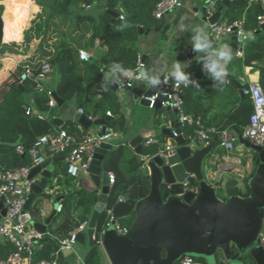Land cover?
<instances>
[{"label":"trees","instance_id":"16d2710c","mask_svg":"<svg viewBox=\"0 0 264 264\" xmlns=\"http://www.w3.org/2000/svg\"><path fill=\"white\" fill-rule=\"evenodd\" d=\"M96 1L100 2L98 11L95 10L94 3ZM158 1L30 0L29 2V0H0V14L5 20L4 31L10 37L14 36L22 27V23L29 19L30 13L33 11L32 2L41 8V11L34 15L29 26L23 31L20 43L4 39V42L9 43L0 44V68L4 63L5 54L23 55L33 40L38 41L36 49L40 57L38 60L28 61L27 64H19L9 77L0 83V165L5 168L31 166L28 156L29 147L39 136L50 132L51 122L49 120H41L36 116L25 114V108L30 105L26 98L27 94H32V107L39 112L49 117L59 113V108L56 105L48 106L47 94L38 92L32 79L24 81L21 88L18 87L19 75L24 66L31 67L35 73L42 63H49L53 68V74L57 77V82L51 92H55L64 103L74 99L76 105L82 107L83 113L89 117H104L107 111L110 114L114 113L116 117L108 120V127L115 132H125L128 129V124L119 112L117 97L108 88L105 73L111 70L113 63H119L123 69H131L135 66L140 37L137 28L152 30L161 25V20H156L152 16V10ZM25 3L27 6L18 12L17 6ZM83 4L90 7L85 9ZM245 6H228L224 12L227 22L239 19ZM110 10L117 11L118 14L123 15L124 19L121 20L117 17L112 22L108 12ZM262 12L263 8L259 3L246 9L243 28L251 35L244 43L243 57L241 59L234 58V62L230 61L227 68L230 76L234 78L232 66H236L238 69L245 66L251 67L258 72V82L264 90V42L262 35L264 31L260 29L256 21V16ZM125 22L129 26L120 30V26ZM49 40H52L51 43ZM81 48L93 49V57L88 61H80L78 50ZM201 55V53H197L191 59L190 66L184 70L191 73L190 79H195L199 84L198 89L191 85L185 87L181 84V97L185 111L199 121V126L195 127L213 128L216 132L223 129L241 131L247 124L252 111L249 97L246 95L241 97L231 79H225V83L222 85H213V81L201 70L202 64L199 62ZM96 94H99L97 99H95ZM140 114L141 112H137L136 118L133 115L132 123L136 124L134 125L136 130L140 126L138 124ZM65 125L68 133L77 138L78 132L73 124L66 121ZM184 133L187 136H192L193 129L188 127L184 129ZM216 136L217 133H213L211 140ZM164 139L165 137L161 135L157 143L143 146L142 154L156 153L163 146ZM18 145L23 147L22 153L16 152L15 149ZM216 146H218L217 141L214 143L212 151ZM102 168L114 175L107 209L116 203L119 196L129 194L131 198L137 199L139 189L147 194L149 184L147 177L142 174L141 162L137 161L135 154L121 141L107 152L102 161ZM252 174L244 178L246 189L243 193L238 190V195L246 196L249 193L247 182ZM63 178H67V191L63 195L61 209L63 219L57 226H50L47 233V237H52L51 241L57 246H60L62 241L68 238L82 222L88 220L97 200V195L93 191L82 187H70L69 182L72 177L66 173L65 167L64 170L53 173L50 179L51 186L60 184ZM53 179H55L54 182H52ZM188 185L196 186L197 182L191 178ZM160 191L165 198L167 190L161 187ZM107 219L108 215L104 210L96 221V244L83 255L84 264H104L99 244V233ZM39 242L41 247L35 250L34 261L54 258L52 244L43 239H40ZM13 251L15 248L10 243L0 245V259L8 257ZM245 256L249 255L245 254ZM195 259L203 263L208 262L203 258ZM212 261L215 264H228L220 253H217Z\"/></svg>","mask_w":264,"mask_h":264},{"label":"water","instance_id":"95a60500","mask_svg":"<svg viewBox=\"0 0 264 264\" xmlns=\"http://www.w3.org/2000/svg\"><path fill=\"white\" fill-rule=\"evenodd\" d=\"M236 4L243 5L244 0L222 2L225 6ZM205 8L206 4L198 14L203 19L206 17ZM219 11L216 10L208 21L215 22L219 18ZM108 12L111 21L116 20L118 12L114 10ZM259 27L264 30V23ZM137 29L139 34L145 32L141 27ZM153 30L156 31L159 28ZM3 33V19L0 14V44L5 43ZM239 38L236 32L222 37V40H231L229 45L232 50L231 62H234ZM194 54L195 52L190 48L186 57L191 59ZM142 60L145 61L143 55ZM226 77L231 79L229 73ZM173 80L168 74V81ZM231 81L243 97V85L234 79ZM115 86L116 83L111 82L108 87L114 90ZM18 87L21 88L22 84L19 83ZM157 87L148 86L138 100L141 107H149V102L143 97L151 96L158 90L161 91L160 85ZM52 97L56 106L61 109L64 101L55 92H52ZM137 98L138 96L135 95L134 99ZM154 108H160L159 101ZM175 112V110L172 111L173 114ZM109 119L108 115L91 119L85 114H80L78 123L87 131V136L104 137L111 133L106 126ZM56 121L61 122L59 119L53 120V122ZM92 127H96V130ZM233 131L241 144L256 153L253 157L256 169L247 182L249 193L246 196L238 195L235 178L226 179L222 185L226 197L224 200L217 196L213 185L204 181V161L211 154L217 137L204 146H197L189 137L181 133L178 123L175 122L170 128H163L160 131L167 137L166 142L169 147L165 157L158 155L145 157L142 154V142L145 139L141 135L133 137L128 142L137 161L141 162V171L147 177L149 187L147 194L139 189L137 199L125 194L123 201L116 202L112 206L111 214L114 218L132 216V220L127 233L119 235L113 226H110L102 235L99 244L110 264H175L185 255L203 258L213 263L212 260L217 253H220L230 264H239V259L235 256L245 254H248L255 264H264V248L257 245L264 217V148L255 146L242 138L239 130ZM110 141V137L104 139L94 148L87 168V176L92 181L94 192L98 194V197L92 207L85 230L75 234V241L71 247L67 249H59L57 245L53 247L58 264L76 263L85 243L88 248L96 244L93 238L96 221L100 213L107 208L111 190L107 171L102 169V161L113 147ZM59 159L64 158L61 156ZM50 176V172L42 169L41 165H35L30 169L28 178L31 183L20 217L21 221L36 229L43 240H47V225L55 215L60 197L51 201L52 212L42 223L31 219L27 211L36 197L44 193L49 185ZM191 178L197 182V185L184 186V182L188 180L189 183ZM161 187L167 190L165 198L161 194ZM5 211L0 201V218ZM163 252L164 255H162Z\"/></svg>","mask_w":264,"mask_h":264},{"label":"built area","instance_id":"2783aa9c","mask_svg":"<svg viewBox=\"0 0 264 264\" xmlns=\"http://www.w3.org/2000/svg\"><path fill=\"white\" fill-rule=\"evenodd\" d=\"M224 0H208L206 3V17L205 20L208 25V34L214 41H219L223 36L230 35L236 32L240 38L237 40L238 47L235 50V58L243 57L244 43L249 39V33L244 30L243 22L244 17L227 22L220 17L215 22H209L210 18L215 12V6ZM235 1V0H228ZM247 7L259 3L263 8V12L256 16L257 23H264V0H244ZM85 9L90 6L83 4ZM182 6L180 0H159L153 10L152 16L155 19H163L169 12L178 9ZM200 10L194 11V14H199ZM123 16L118 14V17ZM264 42V38H263ZM78 58L82 61H88L90 54L83 50H78ZM145 68V61L142 60V55L137 53L135 66L131 69L125 68V70H131L134 75H138V70ZM52 66L44 62L38 70L34 73L33 69L29 66H24L19 75V83L23 84L24 81L32 79L35 82V87L38 92H45L49 98L48 106L54 107L56 105L55 100L52 97V92L45 86V81L52 73ZM111 72V71H110ZM116 81H118L124 87H130L133 81L139 80L133 77H126L122 74H117ZM161 91H157L151 96L143 97L149 102V108H154L157 101H159L160 108L175 110V118L178 123V128L181 133L184 134V129L190 127L193 129V135L188 136L191 142L196 145H206L212 137L213 133H217V142L219 147L229 152L234 148V143L237 141V135L234 131L223 129L216 132L213 128L195 127L199 126V121L195 120L189 113H187L183 107V100L181 97L182 86L177 84L175 80L169 82L168 75L160 77ZM242 83V93L249 97L252 104V111L249 115L247 124L240 131L241 137L254 144L255 146L264 148V90L260 86L257 79L250 78L248 75L239 78ZM160 95L162 98L160 99ZM79 112L83 114L82 109ZM26 115L36 116L37 119H46V115L39 112L36 108L28 105L25 108ZM109 116V111L106 112ZM173 134L176 136L175 132ZM110 135L104 137L95 136H83L77 139L74 135L68 133L66 128L59 127L54 131H50L47 134L39 136L28 149V156L31 160V166H21L16 168H5L0 165V201L3 203L6 211L0 218V245L4 243H10L15 248V251L10 253L8 257L0 259V264H58L56 262V253L54 252V258L52 259H40L34 261V253L36 250L37 242L42 239L41 234L34 229L31 225L20 220L23 213V206L28 194L31 180L28 178L30 169L34 165H41L46 161L47 157L63 156L65 162L66 173L70 177H78L80 175H87V168L92 159L94 148L104 139H108ZM157 143V139L148 137L143 141V146ZM16 152L22 153L23 147L21 145L16 146ZM169 150L168 144L165 141L163 146L152 155H144L145 157H151L158 155L165 157ZM109 178V185L112 186L114 182V175L112 172L107 171ZM184 186L188 187V180L184 182ZM123 201V196H119L116 202ZM62 209V204H57L56 211L59 212ZM111 208H106L108 219L99 233V243L105 230L113 226L116 233L123 235L127 233L128 226L121 225L118 219L114 218L111 214ZM45 213V210L42 209ZM87 221L82 222L71 235L62 241L59 249L70 248L75 241V234L82 231L86 227ZM93 238L96 240V234L93 233ZM264 248V217L262 220L261 229L258 235V244ZM178 264H215V263H203L196 260L191 256H182L178 261Z\"/></svg>","mask_w":264,"mask_h":264},{"label":"crops","instance_id":"0c3cea01","mask_svg":"<svg viewBox=\"0 0 264 264\" xmlns=\"http://www.w3.org/2000/svg\"><path fill=\"white\" fill-rule=\"evenodd\" d=\"M180 1L182 3V6L180 8L169 12L166 16L163 17V19H160L161 25L158 26L159 30L154 31L153 30L154 28L152 30L143 29L145 32L142 34H139L140 37L138 40L137 47H138V53H140L141 55L145 57V68L144 69L146 70L151 69L153 72H155L161 69L164 65H167V67L170 69L172 67V64L175 61H178V62L191 61V59L197 54L195 52L194 56L191 59H188L186 57L187 51L190 48H192V36L194 34L192 29L196 26H205V30L208 33V25H207L206 20L203 19L202 17H199L198 14H194V11H196L197 9L201 10L203 5H205L208 0H180ZM222 2L218 3L215 6V11L220 10L219 17L227 21L226 17H224V12L228 6H232V5L225 6V5H222ZM32 4L35 5L33 2ZM236 5H239V4H236ZM243 5H245V3ZM247 8L248 7L245 6V9L243 10L240 18L245 16V12ZM33 13L35 14L36 12H31L30 17L33 16L32 15ZM181 23L187 26L184 31H181L179 28V25ZM262 35L264 38V33ZM210 39L213 41V47H217L218 45L219 46L220 45L229 46L231 44V40L229 39H226V40L221 39L219 41H214L212 38ZM81 49L87 51L90 54V58L93 57V49H84V48H81ZM22 58L23 57L20 55L5 54V56L3 57L4 63L2 67L0 68V83L9 77L10 73L15 69L16 66L21 64ZM231 69H233V75H234V78L230 76L231 79L236 80L240 84L242 83L240 82L239 78L243 76L248 75L250 78H253V79L258 78V72L256 70H253L249 66H245L240 69H238L236 66H232ZM184 70L185 69H183V71ZM168 74L169 73L167 71H162L160 73V77L168 75ZM53 75L54 74L52 72L49 78L44 82L45 86L49 90H52V88L55 86L57 82V77ZM105 79L108 82V86L111 82L116 83L115 89L114 90L110 89V90L115 93L118 103H119V112L121 113L124 120L128 124V129L125 132H115L108 127V124H106L107 128L111 131L110 133L111 141L110 142L113 144V146H115L117 142L121 141L124 145H126V147L132 153H134L133 149L128 145V142L133 137L137 135H141L143 139L152 137L154 139H157L158 141V139L162 135L160 133L161 129L170 128L173 125V123L176 122L175 115L169 109H163V108L155 109V108L148 107V109L153 110V113L151 115L147 113L145 110L142 111V110L136 109L140 106L138 104V100L140 97H142L141 93H144L146 89L148 88V85L146 84V82H143L141 80H136V81H133L130 87H124L118 81H116V77H113L110 71L105 73ZM225 79H228V78L226 77ZM238 93H239V90H238ZM135 95L138 96L137 99H134ZM98 97H99V94H96L95 99H97ZM26 98L30 106H32V94H27ZM79 109H83V108L77 106L76 101L74 99H71L70 101L66 103L63 102L61 109H59L58 114L52 117L51 116L49 117L48 115H46L45 120H49L51 122L50 131H54L58 129L59 127L66 128V125H65L66 121H70L73 124V127H75L78 132L77 138L80 139L81 137L86 136L87 131H85L82 128V126L78 123V117L81 114L79 112ZM159 111L160 113H158ZM137 112H141L140 114L141 117H138L139 118L138 124L140 126L136 130V126H134L136 124L132 122H133V115L134 117L137 116ZM109 117L114 118L116 117V114L112 113L111 115H109ZM89 118L96 119V118H102V117H89ZM54 119H59L61 122L60 123L57 121L53 122ZM92 128L93 130H96V127H92ZM184 135L186 134L184 133ZM164 140L166 141L167 137H165ZM142 146H143V142H142ZM197 146H202V145L198 144ZM210 156H212L213 159L209 161V164L211 166H215V169H213L212 171L209 164L206 165V162H205L204 168L207 171L206 178L210 179L211 181H215V183L221 182V187H222L223 182L226 179L233 177L237 180V189L240 190L241 182L239 179L244 178L246 176L245 172L243 171V167L240 164L241 161L236 156L232 155L231 151L230 153H225L224 155L222 154L221 156L216 152L215 153L211 152ZM60 157L61 156L52 157V158L47 157L46 161L43 164H41L42 169H47L50 172L51 174L50 179L52 178V175L55 171L64 170L65 162H64V159L63 160L59 159ZM246 170H248L247 167H246ZM50 179L48 181L49 185L47 186V188H45L44 193L36 197L35 201L31 204L29 211H27L31 219L36 220L41 223L44 222V220L52 212L53 203L51 201L57 197H60L58 204L60 203L63 204V199H64L63 195L67 191V186H66L67 178H63L60 184L59 183L55 184L53 187L51 186L52 183L50 182ZM70 179H71L69 182L70 187L72 186H74L75 188L82 187L86 190L94 192V185L87 175H80L78 177H74V178L72 177ZM54 181L55 179H53L52 182ZM47 195H50V196H47ZM96 195L98 197V194ZM42 209L45 210V213L42 212ZM62 219H63L62 211L61 210L59 212L56 211L55 215L52 217L51 221L47 225V233H48L50 226L52 227L57 226L62 221ZM85 228L82 231H84ZM46 238L52 244V248L55 245H57L53 241H51L53 240L52 237L48 238L46 235ZM40 247H41V243L38 241L36 244V249H39ZM88 249L89 248L86 246V243H85L83 251L78 257V261L76 263H71V264H84L83 255ZM100 249L102 252L103 263L110 264L101 246H100ZM53 252H54V249H53ZM63 260L65 259L63 258Z\"/></svg>","mask_w":264,"mask_h":264},{"label":"clouds","instance_id":"9594fccd","mask_svg":"<svg viewBox=\"0 0 264 264\" xmlns=\"http://www.w3.org/2000/svg\"><path fill=\"white\" fill-rule=\"evenodd\" d=\"M30 2V0H29ZM27 4H20L17 6V11L25 8ZM33 12L39 13L41 8L38 5H33ZM23 16V13H21ZM124 19L123 16L120 17ZM129 25L125 22L120 26V30L128 27ZM186 25L181 23L179 28L181 31L186 29ZM192 49L196 53H201L200 61L202 64V72L213 81V85H222L225 83V78L228 73L227 65L232 58V50L228 45H220L219 47H213V41L210 39L209 34L205 30V26H196L192 29ZM251 33H249V36ZM190 61L178 62L175 61L172 67L169 69L167 65H164L158 71L153 72L151 69H144L141 67L138 70V75L131 70H125L119 63H113L111 66V74L113 77L118 78V73L126 77H133L139 79L150 87L158 88L161 84L160 73L167 71L169 75L177 82V84H183L185 87L191 85L193 88L198 89L199 84L195 79H190L191 73L183 71L190 66Z\"/></svg>","mask_w":264,"mask_h":264},{"label":"rangeland","instance_id":"374dc122","mask_svg":"<svg viewBox=\"0 0 264 264\" xmlns=\"http://www.w3.org/2000/svg\"><path fill=\"white\" fill-rule=\"evenodd\" d=\"M94 5H96L95 7V10L98 11L100 9V2L99 1H96L94 3ZM33 12V11H32ZM36 14V13H35ZM34 13L32 14L33 16L32 17H29V19L22 23V27L15 33L14 36L10 37L9 35H6L5 34V31H4V39L5 40H9L10 42H15V43H20L21 40H22V37H23V31L29 26V22L30 20L34 17L35 15ZM5 29V28H4ZM22 29V31H21ZM20 31H21V34H20ZM20 37V38H19ZM18 38V40L16 41V39ZM52 40H49V43H51ZM37 40H33L30 44H29V49L27 50V52L23 55H20L22 56V62L21 64H27L28 61H35V60H38L40 57H39V52L38 50L36 49L37 47ZM5 43H9V42H5ZM219 46V45H218ZM217 46V47H218ZM34 58V59H32ZM32 59V60H31ZM240 71V70H238ZM55 76V74L53 75ZM143 95V93H141ZM140 107L139 106V110H140ZM142 111L145 110L147 113H149L150 115L153 113V110L151 109H148V108H144V107H141ZM160 113V111L158 112ZM159 115V114H158ZM212 152H216L218 153L219 155L221 154H225V153H230L225 151L224 149H222L221 147L216 146ZM232 155L236 156L240 161H241V166L243 167V171L245 172V177H248L250 174H252L255 170V165H253V157L256 155V153L253 151V150H250V149H246V147H244L238 140L234 143V148L233 150L231 151ZM241 154V155H240ZM244 155V156H243ZM212 156H208L206 157L204 163L206 162V165L209 164V161L212 160ZM220 160V159H218ZM217 160V162H218ZM210 168L212 169H215V166H211L209 164ZM246 167L248 168V170H246ZM204 172V181H206L207 183L213 185L215 188H216V193H217V196L224 200L226 199V197L224 196V191H223V188L221 187V182L220 183H215V181H211L210 179L206 178V169L204 168L203 170ZM244 178H240V182H241V187H240V190L242 193L245 191L246 189V181L244 180ZM131 220H132V216H128V217H125V218H121V219H118L119 223L121 225H124V226H129L130 223H131ZM219 254V253H218ZM221 255V254H220ZM222 256V255H221ZM223 257V256H222ZM236 258L239 259V264H253L254 261L252 260V258L250 256H245V255H241V256H235ZM255 264V263H254Z\"/></svg>","mask_w":264,"mask_h":264},{"label":"bare ground","instance_id":"6f19581e","mask_svg":"<svg viewBox=\"0 0 264 264\" xmlns=\"http://www.w3.org/2000/svg\"><path fill=\"white\" fill-rule=\"evenodd\" d=\"M2 19H3V32H4V28H5V20H4V17L2 16ZM3 39H4V33H3Z\"/></svg>","mask_w":264,"mask_h":264},{"label":"flooded vegetation","instance_id":"af4514ba","mask_svg":"<svg viewBox=\"0 0 264 264\" xmlns=\"http://www.w3.org/2000/svg\"><path fill=\"white\" fill-rule=\"evenodd\" d=\"M253 165H254V160H253ZM255 169H256V167H255Z\"/></svg>","mask_w":264,"mask_h":264}]
</instances>
